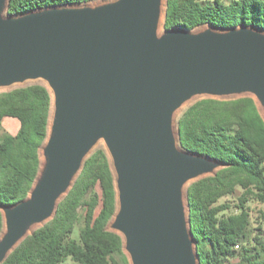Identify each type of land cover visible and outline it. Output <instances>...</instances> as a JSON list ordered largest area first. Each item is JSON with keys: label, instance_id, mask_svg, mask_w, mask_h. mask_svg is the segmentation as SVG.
I'll list each match as a JSON object with an SVG mask.
<instances>
[{"label": "water", "instance_id": "95a60500", "mask_svg": "<svg viewBox=\"0 0 264 264\" xmlns=\"http://www.w3.org/2000/svg\"><path fill=\"white\" fill-rule=\"evenodd\" d=\"M0 0V91L40 82L51 98L27 196L1 207L0 263L55 213L104 144L129 264H199L186 187L223 162L182 149L177 114L201 97L251 95L264 118V31L164 29L166 0H96L17 15Z\"/></svg>", "mask_w": 264, "mask_h": 264}, {"label": "trees", "instance_id": "16d2710c", "mask_svg": "<svg viewBox=\"0 0 264 264\" xmlns=\"http://www.w3.org/2000/svg\"><path fill=\"white\" fill-rule=\"evenodd\" d=\"M96 0H8L17 15L50 6ZM240 25L264 31V0H166L164 29ZM51 98L40 82L0 91V123L18 120L0 135L1 207L24 199L40 167ZM179 146L223 162L214 174L186 187L187 214L199 264H264V211L251 227L248 202L264 206V118L251 95L201 97L176 119ZM239 189L236 202L220 199ZM116 210L114 176L106 150L95 147L52 218L34 229L0 264H129L120 234L107 225ZM252 228V229H251Z\"/></svg>", "mask_w": 264, "mask_h": 264}, {"label": "rangeland", "instance_id": "374dc122", "mask_svg": "<svg viewBox=\"0 0 264 264\" xmlns=\"http://www.w3.org/2000/svg\"><path fill=\"white\" fill-rule=\"evenodd\" d=\"M30 82H25L23 85H26ZM179 114H177L176 117H178ZM19 127V122L17 119L12 118V117H4L2 122L0 123V135L2 133H16ZM95 147H104V144L102 142H98ZM239 189H237L233 194L227 195L223 198L220 199V202L226 201L229 202L230 204H233L236 202L237 195L239 194ZM249 207H250V213H251V227L256 226L255 223L259 220L260 217V212L264 211V206L255 202V201H249L248 202ZM252 229V228H251ZM70 261H68V264Z\"/></svg>", "mask_w": 264, "mask_h": 264}, {"label": "crops", "instance_id": "0c3cea01", "mask_svg": "<svg viewBox=\"0 0 264 264\" xmlns=\"http://www.w3.org/2000/svg\"><path fill=\"white\" fill-rule=\"evenodd\" d=\"M12 134V133H11ZM14 134V133H13Z\"/></svg>", "mask_w": 264, "mask_h": 264}]
</instances>
